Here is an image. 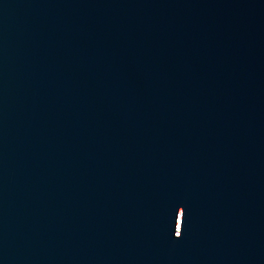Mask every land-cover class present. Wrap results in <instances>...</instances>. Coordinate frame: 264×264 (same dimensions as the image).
<instances>
[{
  "label": "water",
  "instance_id": "1",
  "mask_svg": "<svg viewBox=\"0 0 264 264\" xmlns=\"http://www.w3.org/2000/svg\"><path fill=\"white\" fill-rule=\"evenodd\" d=\"M0 264H264V0H0Z\"/></svg>",
  "mask_w": 264,
  "mask_h": 264
},
{
  "label": "snow or ice",
  "instance_id": "2",
  "mask_svg": "<svg viewBox=\"0 0 264 264\" xmlns=\"http://www.w3.org/2000/svg\"><path fill=\"white\" fill-rule=\"evenodd\" d=\"M183 211H184V209H183ZM185 214V213H184ZM182 236V226H181V230H180V232H179V237H181Z\"/></svg>",
  "mask_w": 264,
  "mask_h": 264
}]
</instances>
